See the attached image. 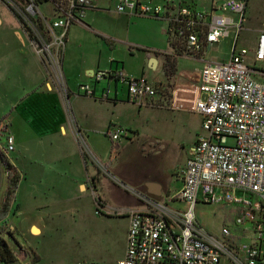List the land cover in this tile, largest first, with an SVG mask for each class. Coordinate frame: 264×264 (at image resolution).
Listing matches in <instances>:
<instances>
[{
    "label": "built area",
    "instance_id": "2783aa9c",
    "mask_svg": "<svg viewBox=\"0 0 264 264\" xmlns=\"http://www.w3.org/2000/svg\"><path fill=\"white\" fill-rule=\"evenodd\" d=\"M96 0H0L15 12L29 48L56 74L63 89L60 61L69 28L82 24ZM204 1V0H203ZM202 1V2H203ZM249 0H118L113 13L149 18L165 24L169 41L181 55L201 59L207 49L233 37L226 62H206L190 99L174 103V95L144 77H127L121 68L98 71L93 81L126 87L128 97L140 105L169 102L201 118L198 136L178 172L180 188L159 197L130 190L138 204L115 211L129 221L124 257L113 264H264V31L248 47L237 48ZM49 7V13L41 10ZM205 6V7H203ZM251 54L252 66L245 60ZM92 97L88 85L79 86ZM108 92V91H107ZM66 96V91H63ZM108 94V93H107ZM104 93V96H107ZM111 143L127 137L122 128L105 132ZM14 140L8 123L0 124V157L8 160ZM0 171L3 164L0 160ZM198 203L236 208L237 235L221 230L222 241L204 231L194 209ZM0 221V240L12 229ZM248 243L235 245L230 239ZM77 264H102L81 262Z\"/></svg>",
    "mask_w": 264,
    "mask_h": 264
},
{
    "label": "rangeland",
    "instance_id": "374dc122",
    "mask_svg": "<svg viewBox=\"0 0 264 264\" xmlns=\"http://www.w3.org/2000/svg\"><path fill=\"white\" fill-rule=\"evenodd\" d=\"M117 1L99 0L98 3L104 7L113 8ZM202 1L198 0L199 5L207 4L204 2L206 0ZM7 9L8 7L0 2V17L3 20L0 25V53L2 51L10 52V49L16 46L15 36L11 32L16 23L7 15ZM41 10L49 13L47 5H43ZM113 27L118 32L119 38L128 36L123 23H114ZM263 31L264 0H249L237 48L250 46L258 34ZM233 41V37L230 35L229 38L219 43L210 55L212 59L216 62H226L229 59ZM23 51L26 66V59L29 58L31 62L30 58L32 57L26 48ZM123 53L122 51L121 54L123 55ZM250 58L251 54L248 55L245 63L252 66L254 61ZM0 62L4 61L0 60ZM178 64L180 68L188 71L200 67V64L185 58L179 59ZM254 65L264 71V62H256ZM24 76L25 81L35 78L33 65L28 64L25 67ZM168 86L170 87V85ZM69 105L72 114L73 109L76 110L79 118L92 127L90 133L87 134L88 138L86 135L83 140L78 138V146L88 162V168L91 167L95 173H99L100 186L94 192L96 196L98 195L107 202L109 196L116 195V192L112 191L113 187L118 188L122 194H130V190H134L131 184L136 182L160 184L162 190L169 196L178 191L180 187L178 172L187 159L189 148L194 144L197 136L202 133L199 115L174 109L169 102L165 104L152 103L141 108L131 102H125L113 107L106 103H92L86 99L72 98ZM4 106L6 104L1 100L0 94V124L6 120L7 116L13 117V124H21L24 118V106L17 105L14 109H8L7 106L4 108ZM111 114L119 122L128 125L133 130L131 131L132 136L127 135L119 142L111 143L110 139L101 131L105 119ZM66 130L65 137L57 134L55 138L61 140L68 150L71 148L70 133L68 128ZM116 146L119 147L118 150H115ZM13 154L11 152L9 155ZM30 160L20 158L19 165L27 169L28 177H34L32 184L35 186L33 189L29 187L32 179H26V183L23 180L20 182L19 196L24 194V201L22 200L23 204L20 208L15 207L10 215L14 220L18 216L17 227L20 240L17 241L18 235L10 238L13 241L7 236L6 243L14 250L15 256L22 257L23 251L32 250L33 254L37 256V260L33 261L34 255L25 253L24 257H16L15 261L10 264H77L81 262L107 264V262L99 260L109 254V249L116 247L123 221L120 217L110 216L105 212L101 213L89 188L86 195H80L75 186H71L69 194L79 196L70 200H59V196H55L53 191L50 194L45 188V182H48L49 178H43V174H46L51 168V158L47 159L42 156ZM66 163L74 174L80 173V165L73 158H67ZM101 167L108 174L102 171ZM51 180L55 179L51 177ZM4 188L5 174L1 171L0 201ZM139 190L146 191L143 186ZM29 192L34 193L32 197H28L31 195ZM106 206L111 207L113 203L108 201ZM96 209L101 214H98ZM20 212L21 214H17ZM236 214L235 207L216 204L198 203L194 209L195 218L204 231L219 241L223 240L221 237L223 228L234 235L239 233L234 224ZM32 221L40 227V235H33L28 231L29 223ZM0 230L3 232L4 227ZM230 240L237 246L248 243V240L243 238ZM91 257L96 259L91 260ZM220 264L231 263L227 260Z\"/></svg>",
    "mask_w": 264,
    "mask_h": 264
},
{
    "label": "crops",
    "instance_id": "0c3cea01",
    "mask_svg": "<svg viewBox=\"0 0 264 264\" xmlns=\"http://www.w3.org/2000/svg\"><path fill=\"white\" fill-rule=\"evenodd\" d=\"M142 1L151 4L161 3V0ZM98 2L99 0H96L92 8L85 12L82 24L71 26L67 32L65 48L60 61V72L64 90L61 89L52 68L29 48L27 38L20 24L13 13L7 9V15L16 23V26L11 29L16 39V46L11 48L10 52L7 51L5 53L2 51L0 53V60L4 61L3 63L0 62V94L1 100L6 104L8 109H14L17 105L24 106V118L21 124H13V117L7 116L8 118L6 117L5 120L8 123V131L14 140V154L9 155L8 161L15 167L21 179H19L14 203L3 221V224L12 229L10 236L5 235L3 237L5 242L8 241L6 240L7 236L10 239L18 235L17 241L20 240L17 227L19 223L18 216L15 220L14 218L11 219L10 216L11 211H14L15 207L20 208L23 204L22 200L24 201V194L19 196L20 182L23 180L26 183V179H32L29 187L33 189V186H35L32 184L34 177H28L26 174L27 169L19 165L20 158L27 160L37 157L41 158L42 156L47 159L48 157L51 158V168L48 169L46 174H43V178H49L48 182H45V188L50 194L53 191L55 196H59V200L65 201L77 198L79 195L69 194V188L75 186L76 191L80 195H86L89 188L95 203L96 199H99L100 206L97 208L101 213L105 212V214L110 216L120 217L115 213L117 209L133 207L138 204L133 194H122L116 187L112 188L113 193L116 192V195H111L108 198V201L113 203L111 207L106 206L108 201L106 202L94 194L100 186L99 173H95L91 167L88 168V162L86 159L83 161L82 152L78 146V138L83 140L85 135L88 138L87 134L90 133L92 127L86 121H82L79 118L76 110L73 109L72 114L69 104L70 99L73 98L86 99L92 103H106L113 107L125 102H131L138 105L139 108L146 105H140L130 99L124 85L103 80L95 83L92 77L94 73L121 68L127 77L142 76L152 84H161L173 92V101L176 103V101L190 99L193 96L194 90L198 85L200 71L204 64L206 62H216L210 56L216 46L207 49L201 59H189L182 55L176 56L174 54L175 48L171 47L165 34V24L163 22L149 18L117 15L113 13L114 7H104ZM2 21L0 17V25H2ZM117 22L123 23L126 35L128 33V36L122 39L118 37L119 34L113 27V24ZM24 48L27 49V52L32 57L30 58L32 63L29 61V58L28 60L26 59V63L27 65L31 64L34 66L35 73L34 79L26 81L24 72L27 65L25 66ZM122 51L124 52L123 55L121 54ZM166 56H173L176 61V71L170 79L165 76L164 72ZM182 58L198 63L200 67L192 71L180 68L178 60ZM82 85L90 87L93 93L92 97L85 96L79 90V86ZM63 91H66L69 97L64 96ZM104 93H108L107 96H104ZM178 110L189 112L185 109ZM66 128H68L70 133L69 143L71 148L68 150H66L61 140L55 138L57 134L65 137L67 135ZM110 128H122L127 131L129 137L132 136L131 131L133 130L128 125L115 119L112 114L105 119L101 131L105 134ZM200 135L202 133L198 136ZM118 149L119 147L116 146L115 150ZM69 157L79 163L80 173L74 174L71 171L68 166L69 162L68 164L66 163V159ZM101 169L108 174L104 168L101 167ZM51 177L55 180L52 181ZM149 183L136 182L135 184H131V186L136 191H140L139 189L143 186L146 190L144 193L148 194L146 186ZM161 193L167 194L162 190V186L160 185ZM29 194L31 195H28V197H32L34 193L29 192ZM17 214H21V212ZM120 219L123 221V227L116 242V247L109 249V254L99 261L113 264L124 257L129 221L126 217H120ZM28 231L33 235L41 234L40 227L34 221L29 223ZM10 240L13 241V239ZM7 245L11 249L13 256L15 258L18 257L15 256V252L11 246L8 243ZM25 253L34 255L32 250L23 251L22 257H24ZM90 259L95 260L96 258L91 257Z\"/></svg>",
    "mask_w": 264,
    "mask_h": 264
},
{
    "label": "trees",
    "instance_id": "16d2710c",
    "mask_svg": "<svg viewBox=\"0 0 264 264\" xmlns=\"http://www.w3.org/2000/svg\"><path fill=\"white\" fill-rule=\"evenodd\" d=\"M8 9L13 13L15 18L19 22V19L17 15L15 14V12L11 10L9 7ZM169 42H170L171 47L175 48L174 54L176 56L181 55L182 50L177 47L178 43L175 40L169 41ZM175 71H176L175 58L173 56H166L165 63H164L165 76L168 79H170L174 76ZM65 94H66V97H69V94L67 92ZM81 155L84 161L85 158H84L83 153H81ZM0 160L3 164L2 171L5 174V188H4L3 195L0 201V221H1V220H5V218L7 217L10 211L11 205L14 202L15 191L18 186L20 176L17 170L15 169V167L12 166L8 160H3L1 157H0ZM96 204H97V207L100 206L99 199H96ZM97 213L101 214L99 211H97ZM36 260H37V256L34 258L33 261H36ZM14 261H15V257L13 256L11 249L8 247L7 243L4 240H0V263L10 264Z\"/></svg>",
    "mask_w": 264,
    "mask_h": 264
},
{
    "label": "water",
    "instance_id": "95a60500",
    "mask_svg": "<svg viewBox=\"0 0 264 264\" xmlns=\"http://www.w3.org/2000/svg\"><path fill=\"white\" fill-rule=\"evenodd\" d=\"M1 166V165H0ZM1 172V171H0ZM147 189V193L151 196H156L159 197L160 196V185L158 184H154V183H149L146 186Z\"/></svg>",
    "mask_w": 264,
    "mask_h": 264
}]
</instances>
